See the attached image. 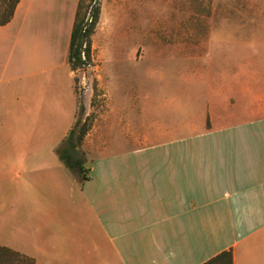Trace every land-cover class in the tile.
<instances>
[{
    "label": "crops",
    "instance_id": "crops-1",
    "mask_svg": "<svg viewBox=\"0 0 264 264\" xmlns=\"http://www.w3.org/2000/svg\"><path fill=\"white\" fill-rule=\"evenodd\" d=\"M78 3L20 0L0 25V51L8 39L33 36L30 15L57 6L66 17L55 44L69 67ZM227 67L190 75L202 87L191 103L132 105L141 121L104 105L83 138L88 168L65 166L70 182L3 185L0 247L32 264H264V44ZM75 114L76 105L59 146ZM110 142L124 144L109 152Z\"/></svg>",
    "mask_w": 264,
    "mask_h": 264
},
{
    "label": "rangeland",
    "instance_id": "rangeland-1",
    "mask_svg": "<svg viewBox=\"0 0 264 264\" xmlns=\"http://www.w3.org/2000/svg\"><path fill=\"white\" fill-rule=\"evenodd\" d=\"M79 5V19L89 22L96 8L99 17L91 61L74 71L73 79L55 44L56 26L66 17L57 6L28 17L33 36L40 32L43 39L26 35L20 44L8 39L1 48L6 72L0 78V203L5 184L71 181L63 161L51 152L75 105L76 132L83 124L89 129L104 105L122 107L127 119L141 121L144 115L138 112L131 117L132 105H178L187 97L191 103L201 84L190 75L224 74L231 61L245 52L257 54L264 44V13H259L264 0H81ZM123 144L110 142L108 150ZM89 149L82 140L75 151L85 168ZM6 258L9 264H25L13 254Z\"/></svg>",
    "mask_w": 264,
    "mask_h": 264
},
{
    "label": "trees",
    "instance_id": "trees-1",
    "mask_svg": "<svg viewBox=\"0 0 264 264\" xmlns=\"http://www.w3.org/2000/svg\"><path fill=\"white\" fill-rule=\"evenodd\" d=\"M19 1L20 0H0L3 5V12L0 14V25H5L11 20ZM80 1L81 0H79L75 14L67 58L69 67L73 72L79 69H84L91 61V36L94 34L99 17V8H96L91 11L89 22L88 20L84 21V17L79 19L78 9ZM82 55H84V59L82 58ZM87 131L88 128L84 124L81 125L77 132L71 130L67 138L61 144V147L57 149L58 156L60 160L63 161L64 165L70 170H75L82 174L85 171L83 162L76 157L75 151L77 146L82 143ZM9 254L22 258V260L25 261V264H32L31 259L2 247H0V264H9L6 260V257ZM220 256L228 258V261L231 263L230 252L222 253Z\"/></svg>",
    "mask_w": 264,
    "mask_h": 264
},
{
    "label": "built area",
    "instance_id": "built-area-1",
    "mask_svg": "<svg viewBox=\"0 0 264 264\" xmlns=\"http://www.w3.org/2000/svg\"><path fill=\"white\" fill-rule=\"evenodd\" d=\"M82 58L84 59V55H82ZM80 70V69H79ZM83 79H84V77H83Z\"/></svg>",
    "mask_w": 264,
    "mask_h": 264
}]
</instances>
